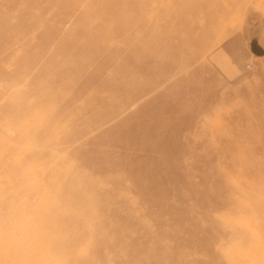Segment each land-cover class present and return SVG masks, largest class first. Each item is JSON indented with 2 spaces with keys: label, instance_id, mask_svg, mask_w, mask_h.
<instances>
[{
  "label": "rangeland",
  "instance_id": "374dc122",
  "mask_svg": "<svg viewBox=\"0 0 264 264\" xmlns=\"http://www.w3.org/2000/svg\"><path fill=\"white\" fill-rule=\"evenodd\" d=\"M255 41L264 0H0V264H264Z\"/></svg>",
  "mask_w": 264,
  "mask_h": 264
},
{
  "label": "water",
  "instance_id": "95a60500",
  "mask_svg": "<svg viewBox=\"0 0 264 264\" xmlns=\"http://www.w3.org/2000/svg\"><path fill=\"white\" fill-rule=\"evenodd\" d=\"M252 50L254 53L258 54V55H263L264 52L261 49V47L257 44V42L255 41L252 45Z\"/></svg>",
  "mask_w": 264,
  "mask_h": 264
},
{
  "label": "bare ground",
  "instance_id": "6f19581e",
  "mask_svg": "<svg viewBox=\"0 0 264 264\" xmlns=\"http://www.w3.org/2000/svg\"><path fill=\"white\" fill-rule=\"evenodd\" d=\"M26 3H27V2H26ZM24 4H25V3H24ZM5 17H6V16H5ZM100 30H101V29H100ZM113 35H115V34L113 33ZM113 35H112V36H113ZM98 39H99V38H98ZM85 143H87V142H85ZM14 173H15V172H14ZM239 208H240V207H239ZM244 210H245V209H244ZM218 230H219V229H218ZM219 231H220V230H219ZM223 231H224V230H223ZM227 231H228V230H227ZM231 232H232V231H231ZM221 233H223L222 230H221ZM221 233H220V234H221ZM233 233H234V232H233ZM223 234H224V233H223ZM230 234H232V233H230ZM234 234H235V233H234ZM227 237H228V236H227ZM217 240H218V239H217ZM219 240H220V239H219Z\"/></svg>",
  "mask_w": 264,
  "mask_h": 264
}]
</instances>
